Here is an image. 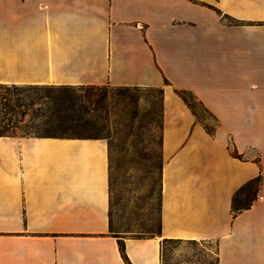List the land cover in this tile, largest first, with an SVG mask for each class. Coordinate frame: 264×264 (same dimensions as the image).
Listing matches in <instances>:
<instances>
[{
	"label": "crops",
	"instance_id": "1",
	"mask_svg": "<svg viewBox=\"0 0 264 264\" xmlns=\"http://www.w3.org/2000/svg\"><path fill=\"white\" fill-rule=\"evenodd\" d=\"M0 84L162 88L160 229L122 238L129 263L161 264L174 239L264 264V0H0ZM109 174L102 137L0 135V264H126Z\"/></svg>",
	"mask_w": 264,
	"mask_h": 264
},
{
	"label": "rangeland",
	"instance_id": "2",
	"mask_svg": "<svg viewBox=\"0 0 264 264\" xmlns=\"http://www.w3.org/2000/svg\"><path fill=\"white\" fill-rule=\"evenodd\" d=\"M3 91L0 89V92ZM102 109L80 130H36L28 121L1 127L7 134H55L102 137L109 149L111 230L117 239L156 234L159 224V143L161 93L157 88L103 85L94 90ZM201 121L214 120L197 104ZM161 264H218L214 241L167 240Z\"/></svg>",
	"mask_w": 264,
	"mask_h": 264
},
{
	"label": "trees",
	"instance_id": "3",
	"mask_svg": "<svg viewBox=\"0 0 264 264\" xmlns=\"http://www.w3.org/2000/svg\"><path fill=\"white\" fill-rule=\"evenodd\" d=\"M164 82L167 83V80H164ZM102 86L103 85L0 84V89L3 90L0 92V126L3 128L14 127L16 126V122L24 121L26 118L30 124V127L36 130H80L93 123L94 114L102 109V97L101 95L94 93V90L101 88ZM157 89L161 93L162 97V88ZM174 92L183 100L187 107L200 121L201 119L195 108V103H197L212 118V115L209 113V111L201 104L199 100L196 99L191 91L182 88H175ZM203 126L207 132L211 133L213 131V127H209L207 124L203 123ZM0 135H7V133H0ZM33 135L64 136L55 134ZM232 154L234 156H238L235 150H232ZM159 160L161 167L160 150ZM260 180V175H257L256 177L245 182L236 190L231 199V211L233 215L250 206L251 202L256 197ZM109 229L111 234L116 236L111 230V214ZM159 229L160 215L156 234L159 233ZM167 240L173 239H163L162 243ZM118 247L120 254L126 264H130L124 252L123 241L120 239H118Z\"/></svg>",
	"mask_w": 264,
	"mask_h": 264
}]
</instances>
